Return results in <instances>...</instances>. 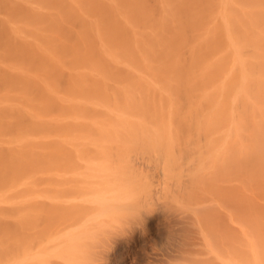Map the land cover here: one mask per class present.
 Returning <instances> with one entry per match:
<instances>
[{"label":"bare ground","instance_id":"obj_1","mask_svg":"<svg viewBox=\"0 0 264 264\" xmlns=\"http://www.w3.org/2000/svg\"><path fill=\"white\" fill-rule=\"evenodd\" d=\"M184 132L238 224L215 257L264 264V0H0V264H77L127 190L154 193L111 142Z\"/></svg>","mask_w":264,"mask_h":264},{"label":"rangeland","instance_id":"obj_2","mask_svg":"<svg viewBox=\"0 0 264 264\" xmlns=\"http://www.w3.org/2000/svg\"><path fill=\"white\" fill-rule=\"evenodd\" d=\"M179 134L162 141L155 136L145 137V140L123 138L126 141L121 144L120 141L111 143L129 145L124 160L111 153L106 156L107 160L99 157L103 162L109 160L114 167H123L125 179L149 174L151 181L155 182L154 193L151 190L152 194L147 198L139 189L127 190V200L115 208V214L107 219L99 238L88 242L85 255L100 260L101 264H220L214 255V251L220 249L221 233L225 230L220 223L223 221L230 240L238 224L231 215L221 214L219 217L221 211L218 212L214 203L219 191L202 183L206 177L201 173L203 162L197 159V151L207 145V139L187 132ZM154 147L160 154L173 155L174 159L171 161L164 156L155 163L157 167L155 164L148 166L142 157L146 150ZM83 158L77 161L85 163L83 161L87 158ZM190 158L194 160L193 164H189L192 163ZM62 160L64 162L65 158ZM82 166L84 164L78 168L83 170ZM163 181L169 183H166L168 190L163 188L166 186ZM158 189L165 193L154 195Z\"/></svg>","mask_w":264,"mask_h":264},{"label":"clouds","instance_id":"obj_3","mask_svg":"<svg viewBox=\"0 0 264 264\" xmlns=\"http://www.w3.org/2000/svg\"><path fill=\"white\" fill-rule=\"evenodd\" d=\"M99 227L100 229H103L104 225L101 224ZM77 264H101V261L91 256L85 255L77 261Z\"/></svg>","mask_w":264,"mask_h":264}]
</instances>
